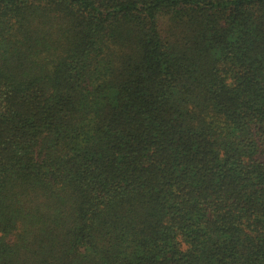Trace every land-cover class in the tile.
Wrapping results in <instances>:
<instances>
[{
	"label": "trees",
	"instance_id": "trees-1",
	"mask_svg": "<svg viewBox=\"0 0 264 264\" xmlns=\"http://www.w3.org/2000/svg\"><path fill=\"white\" fill-rule=\"evenodd\" d=\"M0 264H264V0H0Z\"/></svg>",
	"mask_w": 264,
	"mask_h": 264
}]
</instances>
